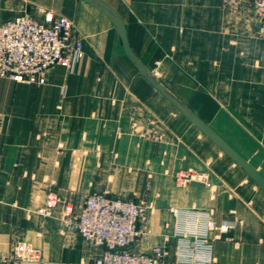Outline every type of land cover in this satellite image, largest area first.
Masks as SVG:
<instances>
[{"label":"crops","instance_id":"obj_1","mask_svg":"<svg viewBox=\"0 0 264 264\" xmlns=\"http://www.w3.org/2000/svg\"><path fill=\"white\" fill-rule=\"evenodd\" d=\"M23 10L69 19L82 55L45 84L0 79V257L23 240L42 249L39 264H94L103 249L63 216L104 192L150 206L136 252L199 264L181 262L179 233L207 232L210 264H264V40L252 5L0 0V23ZM181 170L210 184L180 188ZM50 191L58 203L43 217Z\"/></svg>","mask_w":264,"mask_h":264},{"label":"built area","instance_id":"obj_2","mask_svg":"<svg viewBox=\"0 0 264 264\" xmlns=\"http://www.w3.org/2000/svg\"><path fill=\"white\" fill-rule=\"evenodd\" d=\"M234 10L251 4L254 9L256 34L264 40V0H223ZM81 47L73 23L59 15L46 13L43 18L23 10L0 23V79L16 83L45 84L46 73L61 66L74 72ZM175 184L184 188L193 183L209 185L206 173L181 170L174 175ZM55 192L50 191L45 206L38 214L46 217L57 206ZM150 206L125 197L93 193L85 197L83 207L75 214L66 207L63 224L68 233H78L103 249L94 264H167V255L160 247L148 253L136 252L132 246L145 234ZM207 230L212 222H206ZM181 262L210 264L212 247L207 232L179 233ZM44 260L41 248L26 241L17 242L11 252L0 257V264H39Z\"/></svg>","mask_w":264,"mask_h":264},{"label":"water","instance_id":"obj_3","mask_svg":"<svg viewBox=\"0 0 264 264\" xmlns=\"http://www.w3.org/2000/svg\"><path fill=\"white\" fill-rule=\"evenodd\" d=\"M82 1L87 2V3H91L92 0H82ZM119 33H120V36H121L123 42L125 43L126 42L125 31L123 29H119ZM223 147H224L225 150H228L225 145ZM243 166H245V168H247L246 165H243ZM247 171H251V170L248 169ZM250 173L252 174V176L255 179H258L260 181V179H259V177L257 175H255L253 172H250Z\"/></svg>","mask_w":264,"mask_h":264},{"label":"rangeland","instance_id":"obj_4","mask_svg":"<svg viewBox=\"0 0 264 264\" xmlns=\"http://www.w3.org/2000/svg\"><path fill=\"white\" fill-rule=\"evenodd\" d=\"M223 4H224V2H223ZM224 6H227V5L224 4ZM227 7H228V6H227ZM154 82H155V81H154ZM154 85H155V86H159L158 83H156V82H155ZM146 135H147L148 137L151 136L152 140H158V137H154L150 132H147ZM19 241H23V240H19ZM19 241H17V242H19ZM17 242H16V243H17ZM16 243H15V244H16ZM8 254H9V253H8Z\"/></svg>","mask_w":264,"mask_h":264}]
</instances>
